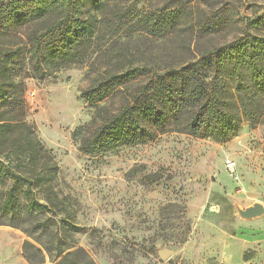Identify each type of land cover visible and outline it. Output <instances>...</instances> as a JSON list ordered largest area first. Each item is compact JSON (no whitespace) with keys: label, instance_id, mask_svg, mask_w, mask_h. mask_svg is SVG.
<instances>
[{"label":"trees","instance_id":"trees-1","mask_svg":"<svg viewBox=\"0 0 264 264\" xmlns=\"http://www.w3.org/2000/svg\"><path fill=\"white\" fill-rule=\"evenodd\" d=\"M138 2L0 0L1 214L21 204L19 193L28 214L64 210L54 184L58 164L24 118V81L16 76L24 60L26 76L40 81L89 66L82 97L94 111L72 134L88 153L172 132L228 142L244 123L264 124V16L228 39L219 32L229 23L218 16L203 21L205 14L189 15L185 6ZM160 43L172 51L158 50ZM74 231L66 220L42 248L26 241L28 260L44 264L48 254L57 264H89L75 251L65 254Z\"/></svg>","mask_w":264,"mask_h":264},{"label":"rangeland","instance_id":"rangeland-1","mask_svg":"<svg viewBox=\"0 0 264 264\" xmlns=\"http://www.w3.org/2000/svg\"><path fill=\"white\" fill-rule=\"evenodd\" d=\"M162 3L203 13V21L226 20L219 34L228 39L264 16V0H139L137 7ZM23 63L16 76L24 81V118L58 164L54 184L64 210L28 214L17 194L21 204L0 213V264H33L25 242L49 244L66 220L76 231L65 254L75 251L89 264H264V214H240L256 202L264 206V124L244 123L228 142L172 132L155 142L88 153L72 134L94 111L82 97L89 66L64 68L40 81L26 76L29 60ZM162 251L170 252L169 259ZM59 259L45 254L44 264Z\"/></svg>","mask_w":264,"mask_h":264},{"label":"water","instance_id":"water-1","mask_svg":"<svg viewBox=\"0 0 264 264\" xmlns=\"http://www.w3.org/2000/svg\"><path fill=\"white\" fill-rule=\"evenodd\" d=\"M240 214L244 218L251 219L254 216H259V215L264 214V206L261 203L256 202L253 204V206L240 210ZM170 255L171 254L169 251H162L161 252V256L165 260L169 259Z\"/></svg>","mask_w":264,"mask_h":264},{"label":"built area","instance_id":"built-area-1","mask_svg":"<svg viewBox=\"0 0 264 264\" xmlns=\"http://www.w3.org/2000/svg\"><path fill=\"white\" fill-rule=\"evenodd\" d=\"M227 166H228L232 171L235 170V163L229 161V162H227Z\"/></svg>","mask_w":264,"mask_h":264}]
</instances>
